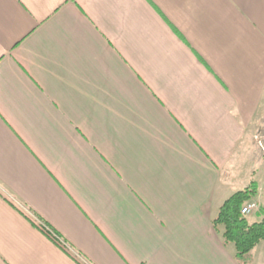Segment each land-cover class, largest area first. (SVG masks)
Instances as JSON below:
<instances>
[{
  "label": "crops",
  "instance_id": "0c3cea01",
  "mask_svg": "<svg viewBox=\"0 0 264 264\" xmlns=\"http://www.w3.org/2000/svg\"><path fill=\"white\" fill-rule=\"evenodd\" d=\"M263 98L264 0H0V264H239Z\"/></svg>",
  "mask_w": 264,
  "mask_h": 264
},
{
  "label": "trees",
  "instance_id": "16d2710c",
  "mask_svg": "<svg viewBox=\"0 0 264 264\" xmlns=\"http://www.w3.org/2000/svg\"><path fill=\"white\" fill-rule=\"evenodd\" d=\"M257 183L231 193L220 205L212 218V226L225 246L233 248L239 264L252 262L251 251L264 240V216L250 218L240 213L243 205L255 197ZM48 235V234H47Z\"/></svg>",
  "mask_w": 264,
  "mask_h": 264
},
{
  "label": "rangeland",
  "instance_id": "374dc122",
  "mask_svg": "<svg viewBox=\"0 0 264 264\" xmlns=\"http://www.w3.org/2000/svg\"><path fill=\"white\" fill-rule=\"evenodd\" d=\"M246 134H249L246 137V149H243L244 146L242 144L240 149L236 152L232 160V162L236 164L235 168L232 169L233 182L231 186L226 187V189L228 193L231 194L240 189L239 187L244 188L243 185L248 186L255 180L257 189L255 197L252 200L258 202L259 208L257 212H261L264 216V98L254 118L253 124L248 128ZM245 167L249 173L241 176L242 173H246L244 172ZM226 172L225 169L222 170V177H226ZM230 182L231 181L228 183ZM251 254L252 262L250 264H264V240L251 251Z\"/></svg>",
  "mask_w": 264,
  "mask_h": 264
},
{
  "label": "built area",
  "instance_id": "2783aa9c",
  "mask_svg": "<svg viewBox=\"0 0 264 264\" xmlns=\"http://www.w3.org/2000/svg\"><path fill=\"white\" fill-rule=\"evenodd\" d=\"M259 204L256 200H252L250 202H247L243 205V207L240 209V213L242 215H250L251 213H254L258 210ZM38 225L58 244L66 247V244L63 242V240L55 234L49 227L45 226L44 224L38 222Z\"/></svg>",
  "mask_w": 264,
  "mask_h": 264
}]
</instances>
